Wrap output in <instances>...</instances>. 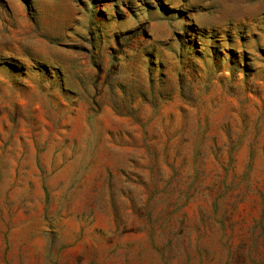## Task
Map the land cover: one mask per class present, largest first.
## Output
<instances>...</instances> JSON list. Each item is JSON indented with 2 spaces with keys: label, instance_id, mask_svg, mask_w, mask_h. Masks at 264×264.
<instances>
[{
  "label": "rangeland",
  "instance_id": "374dc122",
  "mask_svg": "<svg viewBox=\"0 0 264 264\" xmlns=\"http://www.w3.org/2000/svg\"><path fill=\"white\" fill-rule=\"evenodd\" d=\"M0 264H264V0H0Z\"/></svg>",
  "mask_w": 264,
  "mask_h": 264
}]
</instances>
